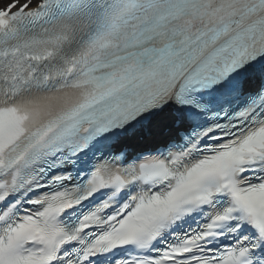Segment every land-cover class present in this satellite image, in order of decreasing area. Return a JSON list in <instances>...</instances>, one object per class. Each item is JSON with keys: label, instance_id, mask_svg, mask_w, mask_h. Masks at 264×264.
<instances>
[{"label": "snow or ice", "instance_id": "snow-or-ice-1", "mask_svg": "<svg viewBox=\"0 0 264 264\" xmlns=\"http://www.w3.org/2000/svg\"><path fill=\"white\" fill-rule=\"evenodd\" d=\"M0 264H264V0H0Z\"/></svg>", "mask_w": 264, "mask_h": 264}]
</instances>
